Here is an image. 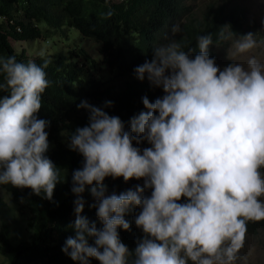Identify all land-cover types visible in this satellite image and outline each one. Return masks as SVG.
<instances>
[{"label":"clouds","instance_id":"1","mask_svg":"<svg viewBox=\"0 0 264 264\" xmlns=\"http://www.w3.org/2000/svg\"><path fill=\"white\" fill-rule=\"evenodd\" d=\"M180 30L173 25L171 32ZM231 34L221 31L225 39ZM212 44L211 34L201 35L193 55L195 49L182 51L172 40L135 67V78L163 95L155 102L143 97L146 111L127 126L104 110L112 101L103 108L86 100L77 105L89 123L68 144L83 157L72 173L75 236L62 247L73 261L234 264L248 223L264 221V62L253 56L246 67L233 62L221 70L209 55ZM255 46L253 33L241 35L234 55ZM47 66L0 57V185L52 201L60 173L46 155L50 121L37 116L50 86ZM145 142L150 146H138ZM108 177L143 185L106 195ZM86 187L101 228L81 215ZM133 206L142 236L130 251L118 229L130 230L125 216Z\"/></svg>","mask_w":264,"mask_h":264},{"label":"trees","instance_id":"2","mask_svg":"<svg viewBox=\"0 0 264 264\" xmlns=\"http://www.w3.org/2000/svg\"><path fill=\"white\" fill-rule=\"evenodd\" d=\"M184 0H0V57L15 56L18 62H35L43 65L47 61V79L50 86L42 94V107L37 116L50 121L48 132V158L58 167L60 182L56 184L53 200L36 196L31 189H19L11 184L0 185L9 192L19 208L25 209V221L29 230L28 239L13 241L9 221L4 218L0 224V254L7 264H78L62 252L68 237L75 236L72 227L76 219L74 212L75 196L71 192L72 173L83 165V157L70 150L69 137L77 127L87 126L89 113L77 109L86 100L97 107H104L112 101L111 108H105L110 115L119 116L126 126L133 116L146 111L142 98L147 96L155 102L163 95L162 89L154 88L145 79L135 78L134 68L152 59L153 50L169 36L173 25L180 22V32L171 35L180 45V50L197 49L201 35L211 34L213 44L209 46L210 57H216L215 46L225 42V36L246 35L251 32L254 39L263 36V31L254 19H250L245 7L238 3L223 0L220 4H209L201 17L188 15ZM111 12L112 15L108 16ZM47 26L41 28L40 23ZM228 26L224 29V26ZM75 28L85 37L101 42V62L85 58L89 64L78 62L72 50V58L64 55L48 58L36 55L29 59L22 50L14 49L12 40H33L50 37L57 32L66 35L65 27ZM72 53V52H71ZM104 65L112 76L101 78L92 74L90 67ZM92 65V66H90ZM2 79V77H0ZM149 147L146 142L138 145ZM106 195L115 192L119 195L129 189L143 185V180H130L108 177ZM149 194L150 192H146ZM23 197V202H21ZM81 215L102 225L96 217V209L90 207L95 201L86 187ZM139 209L131 207L126 214L131 227L125 231L118 229L120 238L129 250H134L141 238V231L135 226L134 217ZM247 234H264V221L249 222ZM90 244L94 241L90 240ZM132 257L129 258L131 264ZM90 264H99L94 258Z\"/></svg>","mask_w":264,"mask_h":264},{"label":"rangeland","instance_id":"3","mask_svg":"<svg viewBox=\"0 0 264 264\" xmlns=\"http://www.w3.org/2000/svg\"><path fill=\"white\" fill-rule=\"evenodd\" d=\"M114 2L120 0H112ZM229 2L238 3L245 7L246 13H248L250 19H254L259 27L262 29L263 36L256 40V46L243 54H235V41L238 36H230L221 45L215 46L216 52L215 61L217 66L223 69L224 66L230 63H240L247 66V61L251 57H256L261 62H264V0H227ZM223 0H184V5L187 6V12L185 16L193 15L201 17L205 12L209 4H220ZM184 17L180 22L175 25H180L183 22ZM41 28L47 26L46 22L39 24ZM67 34L63 35L57 32L50 37H38L33 40H12L11 43L17 52L24 51L29 59L34 58L36 55H43L48 58H54L59 55H64L66 59L72 58V50H77L75 55L78 62H85L89 64L85 58L87 55L90 59L101 62L102 54L100 53L101 42L96 41L92 37H85L81 35L77 29L65 27ZM172 32H169V37L165 39L160 45L171 42ZM229 35H227L228 37ZM72 52V53H71ZM92 66V65H90ZM92 74L106 78L112 76V73L108 71L104 65H98L90 67ZM26 210L19 208L9 192L5 191L0 186V224L1 221L6 218L12 230L11 238L13 241L28 239L29 230L25 221ZM0 264H7L3 255L0 254ZM234 264H264V234L249 235L246 233L243 247L239 250L238 258L234 261Z\"/></svg>","mask_w":264,"mask_h":264}]
</instances>
